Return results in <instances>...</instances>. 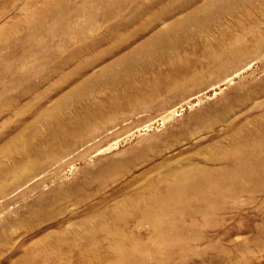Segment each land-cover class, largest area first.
I'll return each instance as SVG.
<instances>
[{
    "label": "rangeland",
    "instance_id": "1",
    "mask_svg": "<svg viewBox=\"0 0 264 264\" xmlns=\"http://www.w3.org/2000/svg\"><path fill=\"white\" fill-rule=\"evenodd\" d=\"M0 198V264H264V0H0Z\"/></svg>",
    "mask_w": 264,
    "mask_h": 264
},
{
    "label": "bare ground",
    "instance_id": "2",
    "mask_svg": "<svg viewBox=\"0 0 264 264\" xmlns=\"http://www.w3.org/2000/svg\"><path fill=\"white\" fill-rule=\"evenodd\" d=\"M118 32V31H117ZM158 34V33H157ZM176 34L178 35L179 34V32H176ZM177 37V36H176ZM189 38V37H188ZM177 42V41H176ZM182 43V42H181ZM155 44H156V41L155 40H152V39H150V40H147V41H145L144 42V47L142 48H138L136 51H137V53H139V52H141V54H145V55H149V56H151V57H153V58H157L158 59V57H162V56H165L166 55V53H168V52H170L172 49H174V47H172L171 45H163V46H155ZM230 49H232V48H230ZM143 51V52H142ZM125 56V55H124ZM129 56H131V55H129ZM150 57V58H151ZM122 58V57H121ZM161 59V58H160ZM133 60V59H132ZM153 60V59H152ZM140 61V60H139ZM158 61V60H157ZM134 61H127V60H123L121 63H123V64H126L127 66H126V70L127 71H133L132 69L135 67V65L134 66H131V64L133 63ZM138 62V61H137ZM68 64V63H67ZM153 64V63H152ZM133 65V64H132ZM234 64L233 63H227V64H225L222 68H223V70H225V69H228L229 67H231V66H233ZM57 66V65H56ZM114 66H111V65H109V66H106V68L107 69H109V68H113ZM243 66L242 65H240L239 67H237V69L239 70V68H242ZM57 68V67H56ZM136 68V67H135ZM151 68V67H150ZM232 68H235V67H232ZM111 71V70H110ZM226 72V71H225ZM239 73V72H238ZM227 78V77H226ZM229 78V77H228ZM226 79L227 81H229L230 79ZM234 79V78H233ZM225 80V81H226ZM223 82V81H222ZM89 83V82H88ZM86 85V84H85ZM228 85V84H227ZM209 86H210V84H209ZM88 87V86H87ZM195 87V86H194ZM193 87V88H194ZM221 87V86H220ZM188 89V88H187ZM189 90V89H188ZM187 90V91H188ZM147 94V93H146ZM196 94V93H195ZM200 94V93H199ZM194 95V94H193ZM212 95V94H211ZM196 96V95H195ZM202 98V97H201ZM204 101V100H203ZM196 103H198V102H196ZM176 107V106H175ZM182 107H184V106H182ZM172 109V108H171ZM176 113V109H174V110H172L171 112H170V114H175ZM167 114V113H166ZM163 115V114H162ZM165 116V115H164ZM109 117V116H108ZM149 128V127H148ZM138 134V133H137ZM248 135V134H247ZM251 135V134H250ZM126 138V137H125ZM127 139V138H126ZM56 141V140H55ZM55 141H54V143H55ZM127 141V140H126ZM52 142H53V140H52ZM67 142V141H66ZM244 145V144H243ZM242 144L241 145H239L238 147H240V152H243V150L241 149L242 148V146H243ZM113 148V147H112ZM101 149V148H100ZM99 149V150H100ZM240 159H241V161L244 163V165L245 166H247V165H252L253 166V164H251L252 162H250V156H244L243 154H241L240 155V157H239ZM254 161V169H253V171L252 172H250L249 174H247V175H239V172H233L232 170H230V169H227V170H225L223 173H222V175H220V176H218V177H216L215 179H214V181L216 182V181H222V182H224V181H229L230 180V182H232V181H235V180H240V179H244L245 177H256V171L257 170H260V167L259 166H261L262 165V161H259L258 160V162H255V161H257V159H255V160H253ZM27 166V165H26ZM24 167V166H23ZM259 168V169H258ZM21 169V168H20ZM31 170V169H30ZM21 171V170H20ZM216 179H218V180H216ZM191 180H192V182H190V184H191V187H192V189L193 190H195V193H199L200 192V189L199 188H197V189H194L197 185H196V182L195 181H197L196 179H193V178H191ZM210 183H212V180H210ZM210 190L212 191V186L210 185ZM187 191V190H186ZM190 191V190H189ZM1 199V198H0ZM36 261V260H35ZM37 262H35V264H36Z\"/></svg>",
    "mask_w": 264,
    "mask_h": 264
}]
</instances>
